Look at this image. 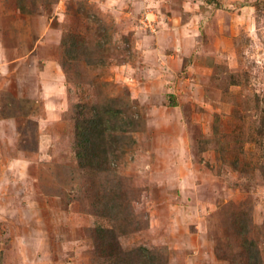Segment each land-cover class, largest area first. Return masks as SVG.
<instances>
[{
    "label": "rangeland",
    "instance_id": "1",
    "mask_svg": "<svg viewBox=\"0 0 264 264\" xmlns=\"http://www.w3.org/2000/svg\"><path fill=\"white\" fill-rule=\"evenodd\" d=\"M249 240L264 264V0H0V264H245Z\"/></svg>",
    "mask_w": 264,
    "mask_h": 264
},
{
    "label": "trees",
    "instance_id": "2",
    "mask_svg": "<svg viewBox=\"0 0 264 264\" xmlns=\"http://www.w3.org/2000/svg\"><path fill=\"white\" fill-rule=\"evenodd\" d=\"M79 46V43L74 40L72 41L71 48L69 53L74 52ZM104 123L102 116L96 118H86L77 124V147H78V157L81 160V164L90 163L93 169L97 166H100L99 163L96 162L98 144L104 138V129L101 127ZM99 164V165H98ZM98 234H100L101 238L108 239L110 244L112 240H115L113 237V231L98 229ZM248 247V262L245 264H262L261 261V253L259 248L256 246L254 241L247 242Z\"/></svg>",
    "mask_w": 264,
    "mask_h": 264
}]
</instances>
